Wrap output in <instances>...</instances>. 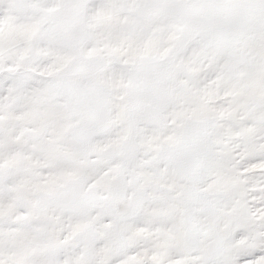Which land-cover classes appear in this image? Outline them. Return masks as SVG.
I'll use <instances>...</instances> for the list:
<instances>
[{
    "label": "snow or ice",
    "instance_id": "1",
    "mask_svg": "<svg viewBox=\"0 0 264 264\" xmlns=\"http://www.w3.org/2000/svg\"><path fill=\"white\" fill-rule=\"evenodd\" d=\"M0 264H264V0H0Z\"/></svg>",
    "mask_w": 264,
    "mask_h": 264
}]
</instances>
